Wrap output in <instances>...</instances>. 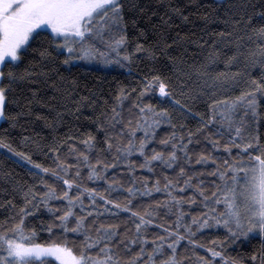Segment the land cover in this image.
Here are the masks:
<instances>
[{
    "label": "snow or ice",
    "instance_id": "obj_1",
    "mask_svg": "<svg viewBox=\"0 0 264 264\" xmlns=\"http://www.w3.org/2000/svg\"><path fill=\"white\" fill-rule=\"evenodd\" d=\"M172 11L188 20L179 8ZM258 15L259 28L252 25V16L248 15L224 20V30L210 33L217 39L201 37L198 42L207 45L208 51L202 62L191 66L192 71L199 77L219 82L218 86L227 87L229 80L238 83L236 74L217 72L212 75L218 45L227 47L234 41L240 42L236 53L227 60V64H232L243 54L244 38L251 42L255 34L256 47L247 57L252 63L257 55L264 58V11ZM172 23V16L165 13L160 19L161 30L166 32L163 26ZM239 29L244 30L243 35ZM105 39L106 48L95 46L97 40L104 42ZM127 40L124 0H0V121L15 129L21 117L33 114L31 106L38 102V90L31 88L32 95H25L21 82L36 84L43 78L45 83L51 81L54 89L62 86L56 84L49 75L52 69L43 63L38 68L33 62L20 71L30 51L38 52L42 61L53 53L56 58L62 56L63 65L69 66L71 71L75 61L103 57L108 62L110 52L115 54L118 64L131 62L132 54L124 51ZM178 42L179 33L176 38L162 37L152 45L138 41L134 51L144 53L153 61L167 57L175 63L177 57L172 55L171 49ZM56 75H59L58 69ZM185 75L190 78L191 73ZM138 79L137 86H121L110 109L105 107L99 118L89 117L97 125L96 131L85 130L79 136H69L49 145L44 153L52 154L49 166L33 160L28 152L18 150L9 128L0 132V150H5L0 151V158H11L12 154L20 158L15 163L27 161L32 165L28 174L35 177L32 184L17 186L23 196L21 204L12 199L6 201L13 215L8 222L0 224V264H183L187 257L182 259L178 250L188 245L204 249L206 245L199 241L198 233L203 235L202 230L214 227L224 230L223 241L215 239L207 247L211 258L200 255L194 248L189 249L197 257L195 264H264V244L250 254L236 257L225 251L230 243L255 239L254 234L264 237V140L246 127L249 122L258 125L260 117L264 116L260 111L264 106V74L250 78L240 95L231 100L227 96L223 100L212 98L211 115H202L195 131H187V137L177 135L175 129L183 126L174 123L173 116V112L182 116L191 114L186 100L182 102L184 97L194 98L187 81L174 85L160 73L153 72ZM177 89L181 98H177ZM90 104L94 105L95 100L80 96L75 101V109L78 112L80 106ZM165 104L169 106H163ZM16 108L19 111H15ZM56 117L63 119L59 111ZM164 125L173 131L158 139ZM200 137L205 146L196 154L194 162L207 165L212 169L210 175L219 178V184L212 182V191L206 189L203 180L194 183L193 175L200 173L189 175L185 164L181 163V160L188 165L193 163L188 145L199 143ZM22 140L34 143L29 136ZM219 149L229 158L218 160ZM233 149L237 151L234 153ZM68 157H75L74 162H69ZM121 165L126 167L120 170L132 173V177L137 167L151 172L162 167L171 169L175 175L166 174L162 186L159 176L151 186L147 179L138 182L129 177L125 192L124 185L114 174L111 179L108 176L110 168ZM85 167L88 181L106 182L103 191L96 186H86L81 171ZM191 188L196 189L191 199L185 200L184 195L177 194V189L184 193ZM113 191L116 196L111 195ZM153 191L166 193L165 202L161 204L157 200L154 207L137 210L134 201L138 197L151 198ZM120 195L124 196L123 202L118 199ZM197 195L202 197L200 203L207 211L189 217L182 206L196 203ZM161 208L169 212L176 209L175 220L171 227L158 225L163 234L150 235L149 226L157 223ZM43 209L51 217L48 222L41 220L44 230L53 237L58 235L59 239L40 243L36 241V228L30 227L27 219ZM122 213L126 214V219H121ZM121 223L125 225L123 231ZM129 223L134 226V232L127 227ZM70 239L79 240V244L70 243Z\"/></svg>",
    "mask_w": 264,
    "mask_h": 264
},
{
    "label": "trees",
    "instance_id": "obj_2",
    "mask_svg": "<svg viewBox=\"0 0 264 264\" xmlns=\"http://www.w3.org/2000/svg\"><path fill=\"white\" fill-rule=\"evenodd\" d=\"M173 8H179L184 15L188 16V20L181 19L179 14L172 11ZM261 11H264V0H225L222 3H217L215 0H124V21L127 24L128 36L127 46L124 51L132 54L133 59L131 62H124L123 65L115 62L109 67L102 66L101 64H94L92 66L77 64L69 71V66L63 65L62 63V56L56 58L53 53L52 57L42 61L39 58L38 52L30 51L29 59L21 66L20 71H23L26 67H30L33 62H35L38 68L43 63L52 69L49 75L53 77L56 84L62 86L54 89L52 82L48 81L45 83L43 82V78L36 84L21 82V89L25 95H32L29 91L31 88L38 90L36 93L38 102H34L31 106L33 114L21 117L15 129H10L9 125L2 121L0 124V132L4 128H9L12 134V141L18 150L28 152L33 160L49 166L52 164V160L50 159L52 154H44L48 151L49 145L64 140L69 136H79L85 130L91 129L96 131L97 125L89 117L99 118L100 113L105 107H109L110 109L111 104L114 102L115 94L121 86H137L139 84L138 77L148 72H153L160 73L174 85H179L181 80H185L187 81V86L192 89L191 96L194 98H182V102L186 100L188 107L191 108V114L182 116L179 113L173 112V116L175 117L174 123L183 126L182 129L180 127L175 129L177 135L183 134L187 137V131H195L202 115H211L212 98L223 100L227 96L231 100L240 95L244 84L250 78H258L264 74V63H261V60L264 58L257 55L255 63H252L247 57V53L256 47V37L253 34L251 42L247 37L244 38L243 54L238 55L236 61L232 64H227V60L236 53L237 44L240 42L234 41L227 47L223 44L218 45L217 63L212 66V75H215L217 72H228L230 75L236 74L238 83L234 84L229 80L226 82L227 87L223 85L218 86L219 82L214 83L207 77H199L192 71L191 66L202 62L208 51V46L201 45L198 42L199 39L201 37L204 40L217 39L218 37L212 36L210 33H218L224 30V20H235L241 17L246 18L248 15L252 16V25L259 28L261 26V18L258 14ZM165 13L172 16L173 23L164 25L163 28L166 29V32H163L161 30L160 19L164 17ZM141 30L143 34H141ZM238 31L243 35V29H239ZM177 33H179V42L174 44L171 49L172 55L177 57L175 63L167 57H158L157 60L153 61L147 58L144 53L134 51L138 41L152 45L158 40H161L162 37L176 38ZM96 43L98 47L106 48L107 39L104 42L97 40ZM111 56L115 58V54L110 52L108 58ZM121 56H123V52H121ZM57 69L59 71L58 76L56 75ZM185 73H191L190 78ZM80 96H90L95 100V104L88 106L82 105L77 112L75 109V101ZM177 98H181L178 89ZM262 105H264V102H262ZM163 106L168 107L169 105L165 104ZM14 110L19 111L18 108ZM57 111L62 114V120L56 117ZM260 111L264 113V106L261 107ZM125 115H127V108H125ZM246 127L248 131H254L255 134L264 140V116L260 117L258 125L249 122ZM172 131L173 129L169 126H162V129L158 133V139L166 137ZM24 136L31 137L34 143L23 142L22 137ZM199 139V143L188 145L192 153L193 163L188 165L183 160H181V163L185 164L186 171L189 172V175H192L193 172L200 173L199 176L193 175L194 183L203 180L206 189L212 191L214 190L212 182L215 181L219 184L220 180L218 177L210 175L212 171L210 167L194 162L196 154L203 150L205 146L203 137ZM76 142L82 148L79 140ZM157 147L159 148L158 140ZM236 151L237 149H233L234 153ZM216 155L218 156V160L229 158L223 152V149H219ZM10 156L11 158H0V204L4 205L0 207V224L8 222L13 215V209L7 206V200L12 199L16 204L22 203L23 196L17 190V186H27L35 180V177L28 174V169L32 168V165L27 164V161H21L19 164L15 163L20 158L12 154ZM68 159L69 162H74L75 157H68ZM106 159H110V157H106ZM122 167H126V165H121L116 169L110 168L108 170V176L111 179L114 174L118 182L124 185L126 192L129 177H132V173L121 171L120 168ZM81 171L84 174L86 186H96L100 191H103V188L107 186L105 181H88V170L86 167L82 168ZM166 174L175 175L171 169H163L162 167H157L154 172L137 167L136 174L132 178L138 182H143L147 179L149 186H151L155 184V177L159 176L162 186L163 177ZM195 192V188L186 189L184 193H180L177 189V194L184 195L185 200L191 199ZM111 195L116 196L117 193L113 191ZM165 196L166 193L163 191H153L151 198L138 197L134 202L137 204V210L143 211L150 205L154 207L157 200L163 204L165 202ZM118 199L120 202H123L124 196L120 195ZM201 199L202 197L197 195L196 203L183 204V210L189 217L199 216L201 212L207 211L200 203ZM176 211V209H173L172 212H169L166 208H161V211L156 217L157 223L149 226L151 229L150 235L156 232L163 234V229L158 227L161 223L171 227L172 221L175 220ZM42 219L45 222L51 220L46 209L36 214L35 217H29L27 219L29 226L36 228V241L45 243L49 242L50 239H59L58 235L53 237L51 233L44 230L45 225L41 222ZM121 219H126V214L122 213ZM110 222L116 221L111 220ZM124 227L125 225L121 223V231H123ZM127 227L134 232V226L131 223ZM55 231L57 233L59 232L58 229ZM202 231L203 235L198 233V239L206 247L204 249L192 245H188L187 248L181 247L178 250V255L182 259L187 257L183 261V264H195L197 259L193 251L189 249L194 248L195 252H198L200 255L211 258V254L206 250L207 247H210L211 242L215 239L221 241L224 239L225 233L222 228L217 229L214 227ZM70 243L78 245L79 240L73 241L70 239ZM182 244H186V242H182ZM261 244H264L263 238L256 236L255 239H252L250 237L247 240L228 244L225 251L230 256L236 257L238 255L250 254L252 251L258 249ZM150 248L151 241H149ZM121 255H124V253L121 252Z\"/></svg>",
    "mask_w": 264,
    "mask_h": 264
},
{
    "label": "rangeland",
    "instance_id": "obj_3",
    "mask_svg": "<svg viewBox=\"0 0 264 264\" xmlns=\"http://www.w3.org/2000/svg\"><path fill=\"white\" fill-rule=\"evenodd\" d=\"M217 3H222L224 2L225 0H215ZM91 43V42H90ZM95 46L98 47L97 43L95 42ZM113 63H115V58H113L112 56L110 58H108V62L105 61V58L103 57H100V58H94L92 60H80V61H75L74 62V65H86V66H92L94 64H101L102 66H105V67H109L110 65H112ZM2 121H0V124H1ZM256 235L257 237H261L264 239V237L262 236H259L258 234H254Z\"/></svg>",
    "mask_w": 264,
    "mask_h": 264
}]
</instances>
